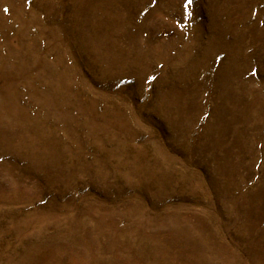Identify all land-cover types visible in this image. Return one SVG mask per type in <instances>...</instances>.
<instances>
[{
    "label": "rangeland",
    "instance_id": "1",
    "mask_svg": "<svg viewBox=\"0 0 264 264\" xmlns=\"http://www.w3.org/2000/svg\"><path fill=\"white\" fill-rule=\"evenodd\" d=\"M0 264H264V0H0Z\"/></svg>",
    "mask_w": 264,
    "mask_h": 264
}]
</instances>
